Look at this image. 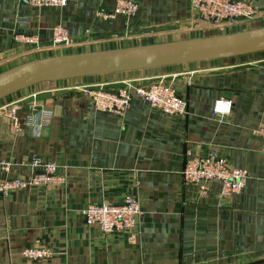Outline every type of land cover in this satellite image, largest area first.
Returning a JSON list of instances; mask_svg holds the SVG:
<instances>
[{
	"label": "crops",
	"instance_id": "crops-1",
	"mask_svg": "<svg viewBox=\"0 0 264 264\" xmlns=\"http://www.w3.org/2000/svg\"><path fill=\"white\" fill-rule=\"evenodd\" d=\"M136 15H113L117 0H69L36 7L28 0H0V72L54 55L204 37L264 26V0H248L257 18L226 27H190L191 0H137ZM65 26L73 44L51 50L53 28ZM17 35H35L30 44ZM47 46V47H46ZM264 51L155 68L44 81L0 100V161L28 178L34 154L57 164L63 185L0 192V264H245L264 259ZM163 79L188 100L186 114L171 115L135 97L124 115L95 109L83 85L149 84ZM73 87V88H68ZM37 94L53 112L50 124L14 132L7 109ZM231 98L224 120L213 111ZM21 115V111L20 114ZM215 148L229 164L248 172L244 188L226 200L220 184L202 196L183 177L187 158ZM141 202L131 232H103L88 224L93 203ZM43 244L52 255L31 261L22 251ZM264 264V263H263Z\"/></svg>",
	"mask_w": 264,
	"mask_h": 264
},
{
	"label": "built area",
	"instance_id": "built-area-1",
	"mask_svg": "<svg viewBox=\"0 0 264 264\" xmlns=\"http://www.w3.org/2000/svg\"><path fill=\"white\" fill-rule=\"evenodd\" d=\"M28 1L33 6L41 7L65 6L69 0ZM191 4L194 11L193 20L189 25L191 28L226 27L254 20L259 15V10L248 0H191ZM138 10L137 0H117L112 16L131 17L136 15ZM53 35V41L48 45L51 50L68 48L73 44L92 43L90 39L73 41L68 29L63 25L54 26ZM16 38H23L30 44H38L35 35H17ZM261 61L264 62V60L257 62ZM80 88L79 90L87 93L95 109L101 112H111L122 116L130 108L135 97L143 98L149 101L151 106L171 115L186 114L188 110V100L163 79L149 84H139L135 80H128L116 88H107L106 84L83 85ZM8 106L9 108H6V105L2 106L1 109H7L6 114L11 119L14 132L20 131L22 126L26 125L41 128L50 124L53 118V112L39 101L36 93L16 100ZM233 108V99L219 98L214 103L213 111L218 119L224 120L232 115ZM19 111L21 115L18 114ZM254 132L264 139V127H259ZM29 166L31 174L28 178L0 179V192L9 195L15 190L28 186L63 185L66 182L65 175L57 171V164L41 155L34 154ZM11 167V161H0V169L4 173H9ZM182 173L187 183L200 188L202 196H208L211 183L220 184L219 198L221 200H226L240 192L249 178L246 170L229 164L215 148L209 149L206 154L188 157ZM84 213L87 223L97 225L103 232H134L143 212L139 198L131 195L120 203H93ZM22 254L28 260L38 261L49 258L52 251L48 246L40 244L27 246Z\"/></svg>",
	"mask_w": 264,
	"mask_h": 264
},
{
	"label": "water",
	"instance_id": "water-1",
	"mask_svg": "<svg viewBox=\"0 0 264 264\" xmlns=\"http://www.w3.org/2000/svg\"><path fill=\"white\" fill-rule=\"evenodd\" d=\"M261 51H264V26L204 37L43 57L0 72V100L44 81L174 64L188 65ZM263 263L264 259L245 264Z\"/></svg>",
	"mask_w": 264,
	"mask_h": 264
}]
</instances>
